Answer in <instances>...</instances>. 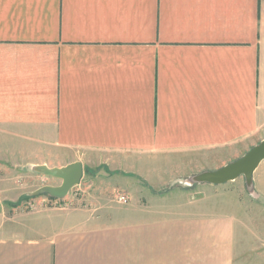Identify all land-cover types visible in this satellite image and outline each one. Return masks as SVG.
Wrapping results in <instances>:
<instances>
[{"label": "crops", "instance_id": "obj_1", "mask_svg": "<svg viewBox=\"0 0 264 264\" xmlns=\"http://www.w3.org/2000/svg\"><path fill=\"white\" fill-rule=\"evenodd\" d=\"M263 141L264 0H0L6 172L79 161L130 197L0 224V264H264V159L196 179Z\"/></svg>", "mask_w": 264, "mask_h": 264}, {"label": "rangeland", "instance_id": "obj_2", "mask_svg": "<svg viewBox=\"0 0 264 264\" xmlns=\"http://www.w3.org/2000/svg\"><path fill=\"white\" fill-rule=\"evenodd\" d=\"M2 164H7V162L5 163V161L0 160V165ZM16 165L20 169L19 173L6 172L2 165L0 167L3 170L0 171V176L5 175V177H7L5 181L7 182L6 188H8V190L18 189V191H23V189L27 190L29 188L30 194L16 203L1 202L0 224L8 223V225H11V223H17L15 221L25 222V219L31 213L41 209L87 207L89 209L100 211L104 209V206L113 205L119 202L117 194H121V192L119 188L113 185L114 177L111 172L98 174L97 172L90 171L88 168L86 170L84 169V174L80 183L73 186L65 197L57 198L46 192L35 194L34 192L47 185L59 186L62 183V179L46 175L40 170H35L33 173H27L25 172V167L23 165ZM228 182L229 181H226L222 184ZM222 184L212 185H214V187H219ZM28 185H30V187H28ZM32 185H35L36 187L38 186V188L35 187L33 189L34 186ZM167 189H170V187L163 190ZM163 190L155 191L163 192ZM250 191L255 193L251 187ZM129 201L130 197L128 196V202H126V204L129 203ZM249 257L250 253H244L243 259L249 260Z\"/></svg>", "mask_w": 264, "mask_h": 264}, {"label": "water", "instance_id": "obj_3", "mask_svg": "<svg viewBox=\"0 0 264 264\" xmlns=\"http://www.w3.org/2000/svg\"><path fill=\"white\" fill-rule=\"evenodd\" d=\"M263 159L264 141L250 150L241 159L217 171L205 172L197 176L196 179L207 181L211 184H222L237 178L239 175H245L250 184L252 172ZM36 170H40L46 175L58 177L62 179V183L59 186H44L34 192V194L46 192L57 198L65 197L73 186L80 183L84 174L83 164L79 161L70 163L64 167H48L46 165H41L36 167Z\"/></svg>", "mask_w": 264, "mask_h": 264}, {"label": "built area", "instance_id": "obj_4", "mask_svg": "<svg viewBox=\"0 0 264 264\" xmlns=\"http://www.w3.org/2000/svg\"><path fill=\"white\" fill-rule=\"evenodd\" d=\"M117 197H118V201L121 202V203L128 202V196L126 194H124V193L117 194Z\"/></svg>", "mask_w": 264, "mask_h": 264}]
</instances>
